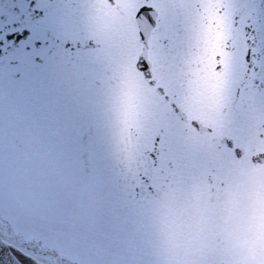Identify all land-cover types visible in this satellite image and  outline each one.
Segmentation results:
<instances>
[{
	"label": "snow or ice",
	"instance_id": "obj_1",
	"mask_svg": "<svg viewBox=\"0 0 264 264\" xmlns=\"http://www.w3.org/2000/svg\"><path fill=\"white\" fill-rule=\"evenodd\" d=\"M0 264H264V0H0Z\"/></svg>",
	"mask_w": 264,
	"mask_h": 264
}]
</instances>
